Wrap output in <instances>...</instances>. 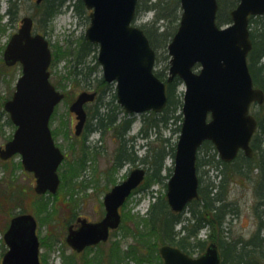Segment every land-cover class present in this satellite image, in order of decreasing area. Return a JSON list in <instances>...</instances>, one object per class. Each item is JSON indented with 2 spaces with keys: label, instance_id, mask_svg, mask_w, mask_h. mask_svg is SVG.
<instances>
[{
  "label": "water",
  "instance_id": "95a60500",
  "mask_svg": "<svg viewBox=\"0 0 264 264\" xmlns=\"http://www.w3.org/2000/svg\"><path fill=\"white\" fill-rule=\"evenodd\" d=\"M44 0H36L37 4ZM90 10V26L85 38L99 45L98 62L107 83H117V99L129 114L161 113L168 103L166 82L155 73L156 52L143 29L134 25L139 0H82ZM181 21L168 45L170 70L168 83L179 77L186 90L183 124L175 152V165L167 183L166 198L175 213L199 198L197 153L211 141L224 162H232L242 151L253 156L252 137L257 120L251 114L253 103H264V91L254 85L248 66L252 50L250 17L264 15V0H240L232 10V23L217 25L218 0H180ZM34 20L22 23L3 52L8 67L20 64L12 97L4 104L16 130L11 140L0 147V158L20 155L27 172L36 179L39 195L57 193L61 180L58 169L65 154L53 139L51 117L65 94L50 81L52 52L49 41L33 31ZM200 70L195 71V66ZM96 92L84 91L71 104L79 136L85 126V105L95 100ZM146 177V169L136 168L104 197L105 216L98 222L78 219L79 226L68 228L67 243L78 253L87 247L107 242L111 230L122 221L120 208ZM8 247L1 264H41L37 221L32 214L10 220L4 233ZM164 264H221L216 243L199 257L163 245Z\"/></svg>",
  "mask_w": 264,
  "mask_h": 264
},
{
  "label": "rangeland",
  "instance_id": "374dc122",
  "mask_svg": "<svg viewBox=\"0 0 264 264\" xmlns=\"http://www.w3.org/2000/svg\"><path fill=\"white\" fill-rule=\"evenodd\" d=\"M76 4L78 0H68L49 22L41 24L38 17L43 7L37 8L36 0L13 1L10 5L15 17L11 15L10 18L7 16L8 1L0 0V147L11 140L16 130L13 123H9L11 120L4 109V103L12 97L22 70L19 64L7 69L2 68L3 50L11 36L18 31L23 17L31 16L35 23L34 31L43 34L49 41L52 52L49 68L51 81L66 95L57 105L50 121L53 139L66 155L58 171L61 183L57 193L38 195L35 192V178L33 176L32 179L31 173L24 169L19 155L9 160L0 158V264L8 250L4 233L10 220L22 212L32 214L36 218L42 264H164L160 255L161 246L154 242V238L147 236L145 219L151 204L165 196L169 179L164 180V184H154L149 191L142 190L144 182L121 208L122 223L111 232L107 242L77 253L66 241L68 228L74 225L76 227L77 224L79 226L78 219L100 221L105 212L103 201L106 193L127 179L133 169L145 167L141 161H136L125 162L122 167L116 168L114 162L118 145L111 133L100 136L93 132L88 139L85 138L84 132L79 137L75 135L78 120L70 111V106L78 95L84 91L98 93L96 100L86 106L89 118L98 97L107 101L116 91L115 83L108 84L105 92L97 90L99 81L103 78V68L100 64L88 80L81 76L75 79L74 74H71L76 60L69 55L78 49L90 26V10L77 11ZM153 15V12H143L137 16L134 24L140 27L150 26L148 23ZM172 27L174 23L171 24ZM94 45L96 50L86 58L84 69L88 70V67L92 68L96 61L98 62L99 45ZM156 53L155 72H162L166 77L170 61L167 47L158 49ZM184 91L185 85L181 83L177 88V96L181 97L182 102ZM251 111L253 114L254 107ZM144 114L132 115L135 122L130 136L139 131ZM155 137L151 139L154 140ZM163 137L176 143L179 133L165 130ZM145 146V141L137 139L134 149L139 157L144 155ZM165 164L173 168L172 157H168ZM207 169L201 168L199 174L204 175ZM164 173L167 174L166 171ZM209 174L214 178L217 171L211 169ZM254 191V183L244 179L236 178L229 185L230 199L236 200L240 205L239 215L227 219V222H230L227 230L234 236L249 237L256 228ZM188 215L186 209L183 216ZM210 234L211 230H202L199 237L206 239Z\"/></svg>",
  "mask_w": 264,
  "mask_h": 264
},
{
  "label": "trees",
  "instance_id": "16d2710c",
  "mask_svg": "<svg viewBox=\"0 0 264 264\" xmlns=\"http://www.w3.org/2000/svg\"><path fill=\"white\" fill-rule=\"evenodd\" d=\"M7 1L9 3L7 16L15 17L10 5L15 0ZM67 1L45 0L37 5V8L43 7L38 22L41 24L49 22ZM218 1L219 25L231 23V11L236 8L239 0ZM75 8L80 12L86 10L82 0H78ZM180 10V0H139L137 16L143 12L154 13L153 19L148 23L150 26L143 25L141 28L156 51L167 47L176 33ZM172 23L174 27L171 28ZM250 32L253 47L248 57V64L255 86L264 91V15L250 18ZM95 50V45L84 39L78 49L69 55L76 60L71 72L75 79L81 76L88 80L96 71L95 68L99 67L96 61L94 67L84 69L86 58ZM2 68L7 69L4 63ZM156 74L164 81L168 78L157 70ZM99 82L97 90L105 92L108 84L103 78ZM180 84L179 78L167 83L168 104L165 110L160 114L154 112L144 114L141 119L142 125L136 135H129L135 118L118 104L115 92L107 101H104L103 97H98L85 126L86 139L93 132H99L101 136L111 133L115 137L118 145L114 162L116 168L122 167L125 162L141 161L145 165L148 173L142 190L149 191L154 184H164V180L170 178L172 174L173 169L167 167L165 161L168 157L174 158L176 143L164 138L163 132L165 130H170L172 133L180 132L183 120L180 112L182 99L177 96V88ZM253 107V114L258 122L251 141L253 156L247 157L241 153L233 162L225 163L218 158L214 145L205 142L199 149L197 168L198 171L203 167L208 169L204 175L199 174V198L188 205L189 215L184 217L183 213L172 212L166 196L156 199L148 209L145 227L148 230L147 236L150 239L154 238L155 243L160 246L168 244L179 247L191 256L201 255L210 243H217L222 257L221 264H264V104L253 105L252 109ZM9 123L12 124L10 121ZM153 136H156L154 140L151 139ZM138 138L146 142L145 152L141 157L134 149ZM211 169L217 171L214 178L210 177ZM205 176L206 181H204ZM236 178L254 183L256 202L253 209L257 223L249 237L234 236L230 230H227L230 226L227 219L240 213L238 202L229 197V185ZM204 229L211 230V234L206 239H201L199 234Z\"/></svg>",
  "mask_w": 264,
  "mask_h": 264
},
{
  "label": "flooded vegetation",
  "instance_id": "af4514ba",
  "mask_svg": "<svg viewBox=\"0 0 264 264\" xmlns=\"http://www.w3.org/2000/svg\"><path fill=\"white\" fill-rule=\"evenodd\" d=\"M31 177H32V179H33V172L31 173ZM105 210V209H104ZM105 213H106V211L104 212V216H105ZM104 216L102 217V219L104 218ZM83 219H86V218H83ZM101 219V220H102ZM88 220V219H87ZM89 221V220H88ZM74 228H76V227H78V224L76 225V227H75V225L73 226Z\"/></svg>",
  "mask_w": 264,
  "mask_h": 264
}]
</instances>
